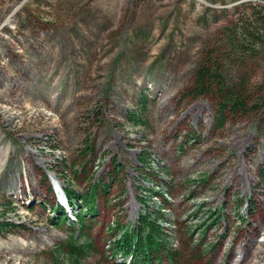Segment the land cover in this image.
Here are the masks:
<instances>
[{
    "label": "rangeland",
    "instance_id": "374dc122",
    "mask_svg": "<svg viewBox=\"0 0 264 264\" xmlns=\"http://www.w3.org/2000/svg\"><path fill=\"white\" fill-rule=\"evenodd\" d=\"M260 1L0 0V264H66L72 231L85 264H128L111 227L159 209L154 192L175 252L160 264L231 261L264 223V47L238 34ZM204 65L248 96L220 127L215 95H187ZM93 184L82 233L55 226L62 188ZM256 238L242 264H264Z\"/></svg>",
    "mask_w": 264,
    "mask_h": 264
},
{
    "label": "trees",
    "instance_id": "16d2710c",
    "mask_svg": "<svg viewBox=\"0 0 264 264\" xmlns=\"http://www.w3.org/2000/svg\"><path fill=\"white\" fill-rule=\"evenodd\" d=\"M255 8V10H253ZM253 15L248 16L245 20H241L239 35L243 36L241 48L245 53L254 52L258 46L264 47V3L260 1L252 7ZM6 87L5 90L10 89ZM242 88V87H241ZM215 95L216 110L215 120L217 127L223 125L229 114L236 115L239 113L245 114L248 111V99L244 89L234 90L230 88L224 81L222 73L218 68L204 65L200 67L193 80L190 92L187 95L202 96ZM146 98L142 100V109H144ZM131 120L134 117L130 118ZM260 182L264 184V168L260 170ZM98 187L104 191L105 187L93 184L90 190L85 194H78L70 187H63L62 191L66 198V202L74 211L75 222L67 216L66 211L62 206L56 203L52 206V211L56 214L54 225L58 228L71 226L76 223L79 232L82 233L83 228L88 226V222L96 215V196L98 194ZM151 189V188H150ZM50 192L51 189L49 188ZM156 197L160 198V208L154 210L144 205V210L137 216L133 226H120L114 224L111 229H121L118 236H114L112 247L114 251L120 252L124 257H129L128 264H160L164 258L173 262L175 252L172 251L171 246L168 245L169 236L163 225L166 221L161 208L167 207V200L165 196L159 192H154ZM142 201V200H141ZM145 203V201H142ZM241 202H239L240 205ZM80 207L78 211H75ZM82 207V208H81ZM259 223L252 228V234L249 235V242L244 245L238 244L231 251V261L234 262L235 253L242 255L241 260L235 264H242L247 259L263 254L262 245L257 240L256 235L262 233L264 230V223ZM70 224V225H69ZM75 231L70 233L69 238L59 244L56 252L62 251L65 255L66 264H85L83 262L86 251L91 247V242L78 243L74 237ZM55 252V254H56ZM55 257L52 264H61ZM216 264V262H215Z\"/></svg>",
    "mask_w": 264,
    "mask_h": 264
},
{
    "label": "bare ground",
    "instance_id": "6f19581e",
    "mask_svg": "<svg viewBox=\"0 0 264 264\" xmlns=\"http://www.w3.org/2000/svg\"><path fill=\"white\" fill-rule=\"evenodd\" d=\"M59 190V189H58ZM56 194V193H55ZM57 195V194H56ZM61 195V194H60ZM59 197V196H58ZM58 199V198H57Z\"/></svg>",
    "mask_w": 264,
    "mask_h": 264
},
{
    "label": "built area",
    "instance_id": "2783aa9c",
    "mask_svg": "<svg viewBox=\"0 0 264 264\" xmlns=\"http://www.w3.org/2000/svg\"><path fill=\"white\" fill-rule=\"evenodd\" d=\"M263 3H264V1H263Z\"/></svg>",
    "mask_w": 264,
    "mask_h": 264
}]
</instances>
